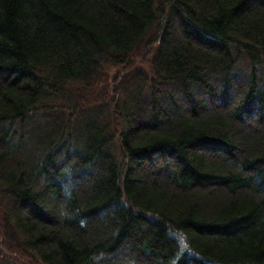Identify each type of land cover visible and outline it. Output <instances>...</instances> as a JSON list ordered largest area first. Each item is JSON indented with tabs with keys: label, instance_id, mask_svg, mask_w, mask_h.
Returning <instances> with one entry per match:
<instances>
[{
	"label": "trees",
	"instance_id": "16d2710c",
	"mask_svg": "<svg viewBox=\"0 0 264 264\" xmlns=\"http://www.w3.org/2000/svg\"><path fill=\"white\" fill-rule=\"evenodd\" d=\"M0 264H264V0H0Z\"/></svg>",
	"mask_w": 264,
	"mask_h": 264
},
{
	"label": "rangeland",
	"instance_id": "374dc122",
	"mask_svg": "<svg viewBox=\"0 0 264 264\" xmlns=\"http://www.w3.org/2000/svg\"><path fill=\"white\" fill-rule=\"evenodd\" d=\"M168 92H169V93H172L173 95L176 94L172 89H171V90H168ZM160 100H161V102H165V101H167V95H166V92H163V93H162V97H160ZM159 126L165 127L164 123H160ZM29 159H30V158L28 157V160H29ZM230 162H231V161H230ZM230 164H232V163H230ZM162 179H163V178H162Z\"/></svg>",
	"mask_w": 264,
	"mask_h": 264
}]
</instances>
